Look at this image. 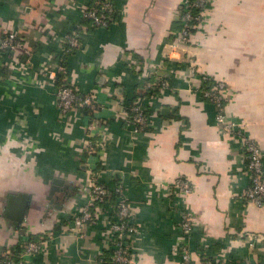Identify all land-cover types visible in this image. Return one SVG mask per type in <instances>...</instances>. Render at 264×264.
<instances>
[{
  "label": "crops",
  "instance_id": "0c3cea01",
  "mask_svg": "<svg viewBox=\"0 0 264 264\" xmlns=\"http://www.w3.org/2000/svg\"><path fill=\"white\" fill-rule=\"evenodd\" d=\"M188 1L113 0L110 24L92 28L82 11L93 0H0V31L23 39L14 53L0 51V251L28 236L44 242L15 264H108L112 197L94 210L96 224L67 233L95 182L124 190L137 228L126 239L133 264H184L183 248L191 264H264V204L241 197L250 184L242 142L221 129L197 80L166 55ZM71 31L81 44L65 53ZM189 50L199 74L225 84V112L258 144L264 170V0H210ZM56 68L99 106L95 175L84 165L88 118L55 104L57 86L46 73ZM157 70L168 87L149 92L144 83ZM131 100L148 115L143 132L127 116ZM177 180L191 191L174 188ZM18 194L28 201L15 224L5 213Z\"/></svg>",
  "mask_w": 264,
  "mask_h": 264
},
{
  "label": "built area",
  "instance_id": "2783aa9c",
  "mask_svg": "<svg viewBox=\"0 0 264 264\" xmlns=\"http://www.w3.org/2000/svg\"><path fill=\"white\" fill-rule=\"evenodd\" d=\"M210 0H189L180 10V29L176 34V41L165 45L166 55L169 58L176 59L187 69L189 80H197V91L201 97L206 98L216 109L215 119L221 129L226 133L237 136L243 145V153L246 160L245 168L248 173L250 184L242 193L241 197L247 202L257 206L264 204V170L263 154L258 144L245 133V126L230 119L225 112V102L223 90L225 84L215 81L206 75L199 74L195 67V60L190 53V38L202 19L203 11L208 7ZM115 10L113 0H95L91 6H87L82 11V17L90 19L94 28L107 27L110 24L111 17ZM65 53H71L80 46L78 33L74 31L63 35ZM23 45V39L10 31H0V51L5 53H14ZM59 71V68H58ZM57 73L54 70L46 73L47 77L55 80ZM155 80L146 81L144 88L147 91L156 89H167L168 82L165 74L157 70L154 73ZM211 81L208 88L203 89L205 84ZM158 87V88H157ZM55 104L61 113L70 111L85 110V116L88 122L85 129L86 143L84 144V165L89 173L96 174V164L98 158V149L101 144L102 128L97 120L98 104L90 95H80L76 88L71 86L59 87L55 93ZM133 119L132 126L135 132H143L149 126V118L145 108L136 103L132 107ZM174 188L183 193L191 191L190 186L184 180H177ZM117 197L116 219L109 224V231L113 235V247L110 261L112 264H133L128 251L126 239L137 232V228L131 220L130 208L124 198L122 187L109 189L101 183H93L88 194V201L82 208L78 216L73 220L72 225L68 227L67 233L71 236L79 235L87 225L97 223L95 211L97 206L105 204L110 197ZM181 229L185 236L192 231V226L187 217L183 216ZM51 236V234H49ZM24 254H38L43 248V241H23ZM181 257L184 264L190 263V255L187 248L181 251ZM0 264H14L11 261L10 248L0 251ZM204 264H215L206 262Z\"/></svg>",
  "mask_w": 264,
  "mask_h": 264
},
{
  "label": "trees",
  "instance_id": "16d2710c",
  "mask_svg": "<svg viewBox=\"0 0 264 264\" xmlns=\"http://www.w3.org/2000/svg\"><path fill=\"white\" fill-rule=\"evenodd\" d=\"M95 3V0H93V2L91 3V5H93ZM90 5V6H91ZM83 20H85L86 22L90 23L91 24V27L94 28V26L92 25V22L90 19H86L84 18ZM181 27V25H180ZM178 27V28H180ZM213 80V79H212ZM54 83L55 85L57 86V88L59 87H63V86H71L73 88H75L74 86H72L69 82H67L66 78H65V72H64V69L61 68L59 69V71L56 73V76H55V80H54ZM211 83V81H209L208 83L205 84L204 88L203 89H206L208 88L209 84ZM158 88V87H157ZM156 91V87H154L153 90H151V92H154ZM80 94V93H79ZM81 95V94H80ZM204 100L208 101L206 98H203ZM209 102V101H208ZM128 104L126 105L125 109H126V113H127V116L130 120L133 119V112H132V107L134 106L135 102H132L129 101L127 102ZM81 113H83L85 115V110L83 109H80L79 110ZM112 197V196H111ZM110 198H108L109 200ZM112 200L113 201H117V197H112ZM103 204H101L100 206H102ZM25 241H37V238H34L33 236H28L27 239ZM23 241H19L17 243H15V245H13L11 248H10V252H11V261L12 263H20L23 261V254H24V245H23ZM110 257H111V254L110 256L106 258H104V260L108 261V264H112L111 261H110Z\"/></svg>",
  "mask_w": 264,
  "mask_h": 264
},
{
  "label": "water",
  "instance_id": "95a60500",
  "mask_svg": "<svg viewBox=\"0 0 264 264\" xmlns=\"http://www.w3.org/2000/svg\"><path fill=\"white\" fill-rule=\"evenodd\" d=\"M54 183H57V181H54ZM54 191H56V187L51 188V190L49 192V196L52 195L54 193ZM27 201H28V197L25 194H18L16 196H13V195L9 196L8 207H7L5 216L7 218H9L10 220H13L14 223L17 224V222L21 219L23 214H25ZM16 204L20 206V210L18 212V215L15 216V215L11 214L10 209L13 207V205H16Z\"/></svg>",
  "mask_w": 264,
  "mask_h": 264
}]
</instances>
